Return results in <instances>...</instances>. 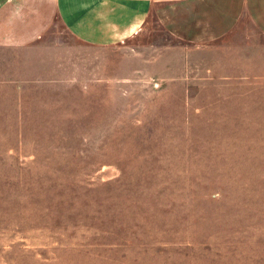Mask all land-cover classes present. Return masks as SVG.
Returning a JSON list of instances; mask_svg holds the SVG:
<instances>
[{
  "label": "rangeland",
  "instance_id": "rangeland-1",
  "mask_svg": "<svg viewBox=\"0 0 264 264\" xmlns=\"http://www.w3.org/2000/svg\"><path fill=\"white\" fill-rule=\"evenodd\" d=\"M59 33L75 85L0 74V264H264V85H200L215 59L152 15L104 48Z\"/></svg>",
  "mask_w": 264,
  "mask_h": 264
},
{
  "label": "crops",
  "instance_id": "crops-1",
  "mask_svg": "<svg viewBox=\"0 0 264 264\" xmlns=\"http://www.w3.org/2000/svg\"><path fill=\"white\" fill-rule=\"evenodd\" d=\"M150 15L173 39L198 48L193 54L215 59L205 70L215 81L200 85H264V0H0L1 85H75L64 80L73 67L65 71L52 57L78 50L47 48L63 40L49 35L58 23L67 42L104 48L137 37ZM217 42L223 45L212 48Z\"/></svg>",
  "mask_w": 264,
  "mask_h": 264
}]
</instances>
